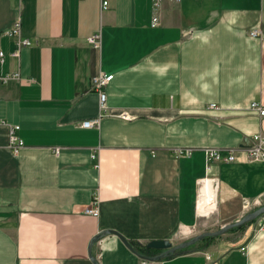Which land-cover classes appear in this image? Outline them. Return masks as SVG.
<instances>
[{
    "label": "crops",
    "instance_id": "1",
    "mask_svg": "<svg viewBox=\"0 0 264 264\" xmlns=\"http://www.w3.org/2000/svg\"><path fill=\"white\" fill-rule=\"evenodd\" d=\"M107 2L0 0V73L19 74L0 81V264H145L105 230L156 254L147 243L197 231L203 179L216 186L219 227L264 199V161H245L242 145L264 134V114L249 107L264 108V0ZM18 15L30 43L12 56L5 31ZM96 32L98 47L87 41ZM100 73L112 74L107 109L85 128ZM93 197L97 216L83 212ZM259 218L224 250L200 240L150 264H264Z\"/></svg>",
    "mask_w": 264,
    "mask_h": 264
},
{
    "label": "built area",
    "instance_id": "2",
    "mask_svg": "<svg viewBox=\"0 0 264 264\" xmlns=\"http://www.w3.org/2000/svg\"><path fill=\"white\" fill-rule=\"evenodd\" d=\"M161 0H151V5L154 10L157 9ZM178 1V0H175ZM108 6L107 0H101V8H106ZM157 17L154 15L151 17L150 24L154 25L156 23ZM6 34L14 36L16 38L17 47L11 52L12 56L18 54V48L21 45H28L30 42L27 38H22L20 36V16L13 21L11 27L5 31ZM250 36L258 35L256 29H251L249 31ZM87 41L92 44L94 47H98L100 44V35L99 33H93L88 36ZM3 60V51L0 50V62ZM112 74H98L91 78V89L96 91L98 94V114L92 118L84 119L80 122V125L85 128H98L100 123V118L103 116V112L106 111V93L104 87L111 80ZM10 79H19L18 72H7L0 73V81L7 82ZM210 107L216 108L217 106L214 103L209 104ZM249 107L252 109H257L260 115L264 114V108L260 107L256 102H250ZM120 117L123 119H129L130 116L126 112H122ZM17 126H9V135H8V148L11 152L17 153L22 147L21 139L15 135V129ZM245 161H264V134L258 132L252 135L251 142L249 145L243 147ZM57 152V149L55 150ZM189 150H186L188 153ZM208 157L215 160H222L226 162L233 161L235 159V149H231L226 156H221L216 149H209L206 151ZM83 212L90 214L92 216L98 215L97 200L96 197H93L90 204L85 206ZM257 228H264V214H261V218L256 221ZM145 264H150V261H144Z\"/></svg>",
    "mask_w": 264,
    "mask_h": 264
},
{
    "label": "water",
    "instance_id": "3",
    "mask_svg": "<svg viewBox=\"0 0 264 264\" xmlns=\"http://www.w3.org/2000/svg\"><path fill=\"white\" fill-rule=\"evenodd\" d=\"M248 140H244L242 145H248V143L250 144V142H247ZM264 213V204L255 207L253 210L245 213L243 216H241L240 218H238L237 220L233 221V222H229L226 224L221 225L218 229L213 230V231H203L200 232L186 240H183L173 246H169L167 247L169 244L166 241H153V242H149L147 243V247H153L156 249H162L160 250L158 253L156 254H145V253H140L137 250H135L132 245L120 234H118L117 232L113 231V230H105L106 233H116L118 235V237L120 238V240L130 249L132 250L135 254H137L139 257L144 258L148 261H152V260H158L161 259L165 256L174 254L176 252V250L187 247L189 245H191L193 242H195L196 240L201 239L202 237L205 236H217L223 232H225L226 230H228L231 227L237 226L242 224L243 222H246L248 220L254 219L256 217H258L259 215ZM100 233L96 234L94 236V240H96L99 237ZM92 243V242H91ZM90 243V246H91Z\"/></svg>",
    "mask_w": 264,
    "mask_h": 264
},
{
    "label": "rangeland",
    "instance_id": "4",
    "mask_svg": "<svg viewBox=\"0 0 264 264\" xmlns=\"http://www.w3.org/2000/svg\"><path fill=\"white\" fill-rule=\"evenodd\" d=\"M262 204H264V199H262L260 203H257L255 205V207L260 206ZM253 209H251V210H253ZM199 210L202 212L201 213V212H199L197 210L199 215H201L203 217L199 218V220H198V229L192 236L198 234L202 230L203 231H213V230H216V229L219 228V224H218V222L215 221V218H214L215 215H216V213H215L216 206H214L213 209L205 208V209H199ZM242 230L243 229H241V228L231 227L228 230H226L225 232H223V233H221V234H219V235L207 240V244L206 245L207 246L208 245L217 246L219 244V246H221V248L224 250L225 248L231 247V246H233L235 244V242L241 237ZM189 238H190V236H189ZM199 244H200V242H199ZM199 244L193 242L191 245H189V247L187 246L186 248L185 247L184 248L185 249H191V248H194V246H198ZM173 245H175V244H170L167 247L173 246ZM150 248H153V247H147V249H149V250H150ZM154 249H156V248H154ZM162 249H164V248H162ZM178 250H176V251H178ZM179 251H182V248Z\"/></svg>",
    "mask_w": 264,
    "mask_h": 264
},
{
    "label": "bare ground",
    "instance_id": "5",
    "mask_svg": "<svg viewBox=\"0 0 264 264\" xmlns=\"http://www.w3.org/2000/svg\"><path fill=\"white\" fill-rule=\"evenodd\" d=\"M216 204V186L209 179H203L200 183L197 210L198 209H213Z\"/></svg>",
    "mask_w": 264,
    "mask_h": 264
},
{
    "label": "trees",
    "instance_id": "6",
    "mask_svg": "<svg viewBox=\"0 0 264 264\" xmlns=\"http://www.w3.org/2000/svg\"><path fill=\"white\" fill-rule=\"evenodd\" d=\"M257 218V217H256ZM256 218H254V219H251V220H248V221H246V222H243L242 224H240V225H237V226H234V227H237V228H241V229H243V227L244 226H247V225H249L250 223H252ZM213 237H215V236H205V237H202L201 239H199V240H196V241H207V240H209L210 238H213ZM172 255V254H171Z\"/></svg>",
    "mask_w": 264,
    "mask_h": 264
}]
</instances>
